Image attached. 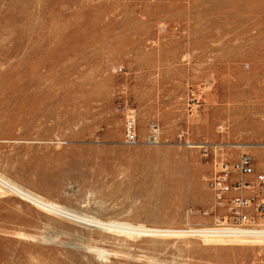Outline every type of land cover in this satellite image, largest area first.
Returning <instances> with one entry per match:
<instances>
[{
	"label": "rangeland",
	"instance_id": "1",
	"mask_svg": "<svg viewBox=\"0 0 264 264\" xmlns=\"http://www.w3.org/2000/svg\"><path fill=\"white\" fill-rule=\"evenodd\" d=\"M241 157L264 174V0H0L3 177L77 216L209 229ZM254 177L234 182L255 202ZM256 242L127 237L0 188V264H264Z\"/></svg>",
	"mask_w": 264,
	"mask_h": 264
},
{
	"label": "built area",
	"instance_id": "2",
	"mask_svg": "<svg viewBox=\"0 0 264 264\" xmlns=\"http://www.w3.org/2000/svg\"><path fill=\"white\" fill-rule=\"evenodd\" d=\"M125 138L128 144H135L136 133L134 122L128 119L125 123ZM241 175L249 177L255 175L257 193L261 199L255 202L249 196L233 195L230 198L227 194L232 189H248L249 183L238 185L231 177ZM214 200L219 209L226 212L215 218L214 226L206 229L205 234L211 238H230L247 241L264 240V174H255L251 160L248 157H241L232 165L222 164L218 176L213 182ZM226 202V204H224ZM254 202V203H253ZM183 229L182 231L193 233L189 238H197V229Z\"/></svg>",
	"mask_w": 264,
	"mask_h": 264
},
{
	"label": "bare ground",
	"instance_id": "3",
	"mask_svg": "<svg viewBox=\"0 0 264 264\" xmlns=\"http://www.w3.org/2000/svg\"><path fill=\"white\" fill-rule=\"evenodd\" d=\"M157 142V141H156ZM136 143V142H135ZM155 144V142H152ZM234 179V177H233ZM0 188L4 189L5 191L9 192L12 195H15L22 200L26 201L27 203H30L31 205H34L36 207H39L40 209L48 212L55 214L57 216L67 218V219H74L79 221L82 224L90 225V226H96L108 230H114L117 233H121L126 235L127 237H132V236H143V237H160V238H189V236H192V232H184L182 230H174V229H163V228H147L144 225L138 224V227L136 225L134 226H127V225H121L117 224L115 222H103L101 220L92 218V217H85V216H77L74 215L73 213L63 209L60 204L56 203L53 200L47 199L40 196L39 194L35 193L34 191H31L21 184L18 183H13L9 179L3 177L0 175ZM252 188L244 189H233L231 190L228 195L233 196V195H241V196H249L253 194ZM235 192V193H234ZM229 197V198H230ZM226 204V202H224ZM225 210V209H224ZM176 216V215H175ZM174 216V217H175ZM187 221V220H186ZM189 223V222H188ZM187 224V222H186ZM190 224V223H189ZM172 226V225H171ZM192 226V225H191ZM170 227V226H169ZM174 227V226H172ZM189 229V228H187ZM206 229H197V238H202L204 242H217V243H248L252 241H247V240H241V239H224L221 237L218 238H213L210 239L211 236L206 235L205 231ZM194 231V230H193ZM124 238V237H123ZM126 239V238H125ZM210 239V240H208ZM264 241L256 242V243H262Z\"/></svg>",
	"mask_w": 264,
	"mask_h": 264
}]
</instances>
